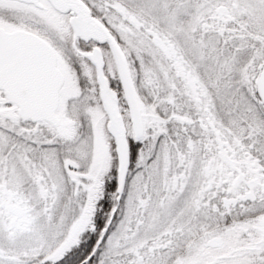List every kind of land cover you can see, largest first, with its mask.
<instances>
[{"label": "snow or ice", "instance_id": "6c2138e0", "mask_svg": "<svg viewBox=\"0 0 264 264\" xmlns=\"http://www.w3.org/2000/svg\"><path fill=\"white\" fill-rule=\"evenodd\" d=\"M0 264H264V0H0Z\"/></svg>", "mask_w": 264, "mask_h": 264}]
</instances>
